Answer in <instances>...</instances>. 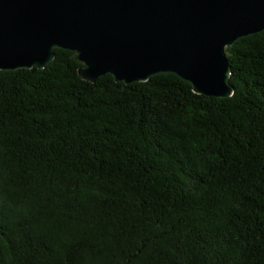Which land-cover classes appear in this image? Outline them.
<instances>
[{
  "label": "trees",
  "instance_id": "trees-1",
  "mask_svg": "<svg viewBox=\"0 0 264 264\" xmlns=\"http://www.w3.org/2000/svg\"><path fill=\"white\" fill-rule=\"evenodd\" d=\"M226 52L229 98L0 71V264H264V30Z\"/></svg>",
  "mask_w": 264,
  "mask_h": 264
},
{
  "label": "water",
  "instance_id": "water-1",
  "mask_svg": "<svg viewBox=\"0 0 264 264\" xmlns=\"http://www.w3.org/2000/svg\"><path fill=\"white\" fill-rule=\"evenodd\" d=\"M264 30V0H0V71L45 69L72 51L96 83L174 73L205 96L234 94L226 52Z\"/></svg>",
  "mask_w": 264,
  "mask_h": 264
}]
</instances>
